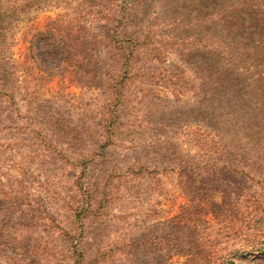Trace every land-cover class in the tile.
<instances>
[{"label": "rangeland", "instance_id": "1", "mask_svg": "<svg viewBox=\"0 0 264 264\" xmlns=\"http://www.w3.org/2000/svg\"><path fill=\"white\" fill-rule=\"evenodd\" d=\"M167 3L138 25L123 145L109 149L114 169L102 210H70V166L34 160L0 134V264H264V175L254 174L264 168V142L253 134L257 121L264 130V31L252 30V15L264 27V0H235L236 26L244 28L225 42L218 7L205 23L199 8ZM88 4L33 11L15 26L10 50L21 75L36 74L55 65L37 34L48 18L83 25L71 40L92 61L80 66L85 77L34 80L41 96L78 118L103 110L93 71L113 63L110 42L92 36L99 27L88 22ZM221 42L238 74L229 90L205 83L213 67L204 64V47L216 53ZM226 119L229 132H222Z\"/></svg>", "mask_w": 264, "mask_h": 264}, {"label": "trees", "instance_id": "2", "mask_svg": "<svg viewBox=\"0 0 264 264\" xmlns=\"http://www.w3.org/2000/svg\"><path fill=\"white\" fill-rule=\"evenodd\" d=\"M180 1V8L189 4L192 5H189L191 8H199L205 23L214 21L208 15V9L218 7V24L223 28L222 34L225 36L221 39L224 42L230 36L233 39L232 31L244 28L242 25L236 26L235 0ZM63 2V8L71 3H89L87 6L93 11H89L92 17L88 22L93 27L94 23L99 27H95L99 33L93 32L92 36L94 40L98 39L97 43L109 41L113 57L110 70L99 66V69L93 71L92 77L105 106L102 107L103 110L89 112L85 118H78L55 100L41 96L34 89V80L57 73L69 74L79 79L85 77V69L81 71L80 66L87 68L92 61H87L85 54H78L71 40V33L76 30L77 25L79 24L80 29L83 25L77 21L60 20L59 16L48 18L45 27L37 34L39 41H45L50 46L49 53L53 55L55 65L49 69L39 68L36 74L21 75L19 63L13 59L10 51L17 23L46 5L62 6ZM101 4L103 9L99 8ZM167 5V0H0V134L9 135V140H16L29 149V155L34 160L40 159L45 165L47 161L54 162L62 171H66L65 166H70L73 177L75 173V179L70 178V195L67 199L73 212L94 214L105 207L104 194L111 191L108 182L114 169L109 167L107 161L109 149L123 145L120 121L123 118V109L130 103L128 82L135 79L133 62L139 54L138 34L142 31L138 25H143L152 17L151 10L163 9ZM242 5L244 2L239 5L240 9ZM255 16L258 22L252 30L264 31L259 23L261 18L252 15L253 18ZM245 20L246 18H242V24ZM259 25L263 29H259ZM125 38L133 39L135 45L130 48L125 43ZM208 47V44L204 47L203 61L207 67L212 66L213 71L210 70L205 83L212 82L217 86L226 83L228 86L224 89L229 90V82L238 76L233 73L232 63L229 61L232 52H224L222 42L216 53ZM144 50L146 49H141ZM226 95L228 94L219 95L218 98ZM211 99H215V94L211 95ZM228 121L225 120L226 126L221 129L222 132H229ZM262 128L258 121L253 125V134L258 144L264 142ZM187 155L191 157L190 154ZM260 172L254 173L255 176H263L264 168Z\"/></svg>", "mask_w": 264, "mask_h": 264}]
</instances>
